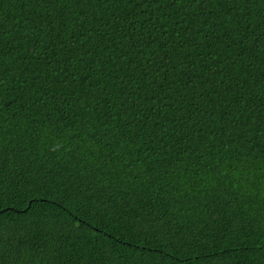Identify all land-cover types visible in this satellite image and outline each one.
I'll list each match as a JSON object with an SVG mask.
<instances>
[{"label":"trees","instance_id":"obj_1","mask_svg":"<svg viewBox=\"0 0 264 264\" xmlns=\"http://www.w3.org/2000/svg\"><path fill=\"white\" fill-rule=\"evenodd\" d=\"M0 264H264V0H0Z\"/></svg>","mask_w":264,"mask_h":264}]
</instances>
